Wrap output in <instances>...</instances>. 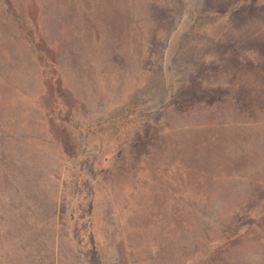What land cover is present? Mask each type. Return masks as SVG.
<instances>
[{
    "label": "rangeland",
    "instance_id": "obj_1",
    "mask_svg": "<svg viewBox=\"0 0 264 264\" xmlns=\"http://www.w3.org/2000/svg\"><path fill=\"white\" fill-rule=\"evenodd\" d=\"M259 227L264 0H0V264H264Z\"/></svg>",
    "mask_w": 264,
    "mask_h": 264
},
{
    "label": "trees",
    "instance_id": "obj_2",
    "mask_svg": "<svg viewBox=\"0 0 264 264\" xmlns=\"http://www.w3.org/2000/svg\"><path fill=\"white\" fill-rule=\"evenodd\" d=\"M221 190H224V189L222 188V189H220V191H221ZM210 192H211V191H208V190H207V191H206V190L203 191V198H204V200H205L206 202L208 201L207 199L210 197ZM221 192H223V191H221ZM251 196H252V195H250V198H251ZM234 215H235V214H234ZM259 228H260L261 230L263 229V227H259ZM263 231H264V229H263ZM263 233H264V232H263Z\"/></svg>",
    "mask_w": 264,
    "mask_h": 264
}]
</instances>
